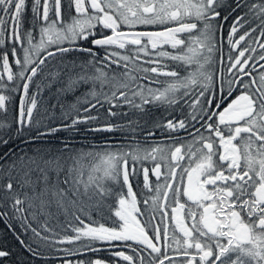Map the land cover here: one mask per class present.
I'll use <instances>...</instances> for the list:
<instances>
[{"label": "snow or ice", "instance_id": "6c2138e0", "mask_svg": "<svg viewBox=\"0 0 264 264\" xmlns=\"http://www.w3.org/2000/svg\"><path fill=\"white\" fill-rule=\"evenodd\" d=\"M72 3L76 15L66 20L61 0H54V16L51 0H32L31 27L25 28L28 0H0V111L7 115L13 94L19 96L17 135L31 129L34 122L33 140L72 131L79 124L98 121L99 115L92 113L106 104L109 116H115L113 109L122 103L141 112L154 104L184 105L190 111L183 119L157 124L168 130L171 144L125 151L105 143L72 156L75 163L63 179L64 165L59 157L46 158L48 154L40 150L32 156H20L16 183L23 190V199L14 190L10 173L3 187L10 194L7 198L14 201V214L27 225L25 231L30 228L38 245L43 241L53 249L61 264H107L90 255L104 250V244L118 249L111 252L117 258L112 264H264V64H259L258 72L256 67L264 61V54L246 55L256 53L250 43L242 50L238 47L256 28L235 39L238 26H244V16L236 17L228 33L231 50L226 74L223 49L216 39L222 25L215 22L221 16L222 0ZM245 6V0H235L232 12ZM253 9L261 19L260 38H264V4H253L250 11ZM223 19L227 21L228 16ZM148 26L161 30H148ZM259 48L264 53V43ZM99 49L104 50L102 58ZM232 51L239 54L233 58ZM73 52L88 57L80 67L86 70L91 66L96 74L84 71L70 75L60 91H73L89 81H101L102 86L111 83L113 90L108 93L93 88L78 98L80 107L73 105L71 112L64 113L60 125H45L41 130V121L34 118L39 91L30 96L31 85L52 58L63 59ZM166 61H172L173 67ZM76 67L72 61L71 69ZM104 69L112 72L111 77ZM51 75L58 78L60 71ZM160 77L167 79L161 81ZM117 127L122 126L107 123L92 130L112 132ZM0 129L10 132L12 124L0 120ZM181 131L190 139L171 135ZM180 139L185 142L177 144ZM63 143L61 151L70 152L67 140ZM87 158L98 163L90 166L85 179L83 161ZM12 168H16L15 163ZM141 170L144 189L154 192L143 201L152 210L147 217L145 209L138 206L131 183L137 178L138 186ZM151 176L156 177L154 188ZM109 181L120 186L119 192L108 185ZM93 187L101 198L98 205L104 198L114 201L107 204L112 215L101 214L96 220L88 213L86 222L80 213L85 198L93 201L97 195ZM53 204L67 214L64 224L50 226L45 219L42 230L32 227L27 216L33 220L45 214L51 217L47 210ZM28 251L42 255L31 245ZM8 255L0 250V258Z\"/></svg>", "mask_w": 264, "mask_h": 264}, {"label": "trees", "instance_id": "16d2710c", "mask_svg": "<svg viewBox=\"0 0 264 264\" xmlns=\"http://www.w3.org/2000/svg\"><path fill=\"white\" fill-rule=\"evenodd\" d=\"M31 2L28 0V12L26 13V23L25 28L31 27ZM53 3V13L54 16V0H51ZM245 7L237 9L235 12H232V9L235 7V0H222L221 16L217 18V23L222 25V29L217 30L216 39L220 43L223 49V59L225 64V72L228 63V54L230 52V46L228 44V33L231 30V26L236 20L237 16H244L243 27H239V30L235 36V39H238L240 35H243L244 32L250 31L252 28H256L255 32H252L250 36L246 37L245 41H242L238 46L241 50L251 44L252 48L256 49V53H246V55H256L259 56L261 50L259 48L260 43H264V38H260L261 28V19L256 16V10H251L250 8L253 4H264V0H245ZM61 10L64 18L70 20L72 16H75V6L72 3V0H61ZM224 16H228V20L223 19ZM246 21V23H245ZM202 26V25H201ZM148 30H161L159 26L153 28L148 26ZM110 34V33H109ZM38 37V29H37ZM81 43H84L81 41ZM85 46L91 47L90 44ZM168 51L172 49L168 46H165ZM101 58L104 55V50L99 49ZM123 51V50H118ZM239 53L232 51V56L235 58ZM88 57L85 55L73 52L67 54L63 59L60 57L52 58L48 64L43 68L41 74H39L30 88L29 95H37V108L34 110L35 120H40L41 130H43L45 125L58 126L63 121V115L65 112H71L72 106L80 105L77 104L78 98H83L84 95L95 88L96 91H103L110 93L113 89L111 83H103L101 81H96L93 83L89 81L87 84H79L75 87L73 91H60L67 86L68 77L75 76L78 73L87 71L88 75H95V68L89 66L86 70L80 65L84 63ZM217 64L216 70L217 75L219 74V59L220 53L216 54ZM75 61L77 67L71 69V62ZM169 67H173L172 61H166ZM259 64H264V61H260L257 64V72L259 69ZM65 65H68V68H65ZM15 68V65H13ZM97 67H103L102 64H97ZM115 65L112 66L115 69ZM71 69V71H69ZM108 72V76L111 77L112 72L108 69H104ZM60 71V76L58 78H53L51 73ZM185 73L181 72V75ZM227 74V72H226ZM167 78L160 77V80L163 81ZM245 80L249 79L244 77ZM219 80H217V86ZM39 86V87H38ZM156 87V85H153ZM22 94V91L21 93ZM238 94V93H237ZM94 102V101H93ZM139 103V99L136 101ZM30 103V101H29ZM109 105H105L104 108H99L96 112H93L92 115H99L100 119L98 121H93L88 124H79L76 129L72 131H60L53 136L41 140H33L31 137L35 136L36 125L33 123L31 129H25L24 132L20 135H17L15 128L18 126L15 123V120L18 118L19 114V96L13 94V102L9 106L7 115L0 111V120H4L7 123L12 124V131L7 129H0V213H7V216H0V250L6 251L9 253L7 257L0 258V264H61V261L56 258L58 255L53 249H50L43 241L39 242V245L35 242L37 238L32 233L29 228L28 231H25L27 226L21 216L15 215L11 207L14 202L12 199L7 197L10 195L6 189L3 187L9 182V173L13 177V188L17 191L21 198L23 199V190H21L16 183L19 179L18 170L20 168L19 157L22 155L32 156L40 150L41 153H47L46 158H60V163L64 165V169L61 172V179H63L64 173L67 171L69 166H72L75 161L71 158L72 156H79L81 153H86L93 151L95 147L104 145L105 143L121 147L123 150L127 151L129 149H151L152 147L158 144H171L169 139V132L166 128L157 127L158 123H166L169 119H183L188 117L189 108L187 106L181 105V107L167 106V105H146V111L141 112L137 109L130 107L128 104H123L119 108L113 109L117 114L115 116H109L107 108ZM190 119V117H189ZM107 123L113 125L122 126L117 127L116 130L112 132L106 131H93L92 129L100 127ZM198 126V125H197ZM150 133H152L150 135ZM172 136H179L181 138L190 139L188 133L181 131L180 133H172ZM7 140V143L3 141ZM67 140L69 143L70 152H62L61 150L64 147L63 141ZM184 139L177 141V144L184 143ZM16 164V168H12L13 164ZM98 163V161L87 158L83 161L85 167V179L87 178L88 169L92 164ZM145 166L151 168L153 164L151 162H145ZM140 166L137 165V168ZM11 169V171H10ZM55 176V173H52ZM75 175V173H74ZM152 181L153 188L155 187L156 177H150ZM138 186L137 178H133L131 183L134 186V192L138 195V206L145 209V213L148 209H151L148 206H145L143 201L154 195V192H149L143 187V174L142 170L140 171L138 177ZM109 186L119 192L120 186L113 184L111 181L107 182ZM64 185H61L63 187ZM92 191H96L97 195L93 198V201H88L85 198V203L83 207V213H80L79 208L75 211L82 215V218L88 222V213H91L92 219L99 220L100 215L104 216L112 215V212L108 209V202L114 203V201H109L108 198H104V203L98 205L96 202L100 200L99 192L95 187L92 188ZM123 191L126 193L127 189L124 188ZM151 201H149V204ZM27 207V203L25 204ZM35 212V209L32 210ZM47 212L52 213L51 217H48L47 214L40 216L38 220H33L31 215L27 216L29 222H31L32 227H37L42 230V225L45 219L49 220L51 225H63L67 217V214L63 209L57 208L53 204ZM144 213V215H145ZM66 227V225H65ZM59 231V227L56 229ZM70 233V229H69ZM51 235L50 233H47ZM23 241L24 243H21ZM42 253L41 256H35L32 252L28 251V246ZM104 249L92 255L93 258H101L107 262V264H112L113 261H116L117 258L112 256L111 252L118 249H109L107 244L101 245ZM126 254H130L128 249H124ZM119 264H126V262L120 261Z\"/></svg>", "mask_w": 264, "mask_h": 264}, {"label": "flooded vegetation", "instance_id": "af4514ba", "mask_svg": "<svg viewBox=\"0 0 264 264\" xmlns=\"http://www.w3.org/2000/svg\"><path fill=\"white\" fill-rule=\"evenodd\" d=\"M150 215H152V210L151 209H148V211L145 213V217L150 216ZM159 219H160V217L159 216H156V220L159 221ZM146 259H147V257H146Z\"/></svg>", "mask_w": 264, "mask_h": 264}]
</instances>
